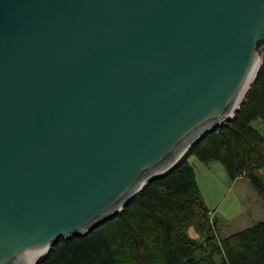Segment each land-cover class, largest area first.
Here are the masks:
<instances>
[{"label": "water", "instance_id": "95a60500", "mask_svg": "<svg viewBox=\"0 0 264 264\" xmlns=\"http://www.w3.org/2000/svg\"><path fill=\"white\" fill-rule=\"evenodd\" d=\"M263 50L264 0H0V264L121 211L233 117Z\"/></svg>", "mask_w": 264, "mask_h": 264}, {"label": "trees", "instance_id": "16d2710c", "mask_svg": "<svg viewBox=\"0 0 264 264\" xmlns=\"http://www.w3.org/2000/svg\"><path fill=\"white\" fill-rule=\"evenodd\" d=\"M254 121L261 123L255 126ZM221 161L264 195V50L258 72L232 118L189 147L169 170L83 236L59 238L35 264H264V220L221 238L188 156ZM194 227L201 237L187 234Z\"/></svg>", "mask_w": 264, "mask_h": 264}, {"label": "rangeland", "instance_id": "374dc122", "mask_svg": "<svg viewBox=\"0 0 264 264\" xmlns=\"http://www.w3.org/2000/svg\"><path fill=\"white\" fill-rule=\"evenodd\" d=\"M260 127L261 123L254 121ZM194 167L197 184L207 206L213 210L215 229L224 238L264 220V195L258 192L245 176L232 179L219 160L202 162L194 155L188 156ZM264 181V168L256 172ZM194 238L201 237L194 227L187 229Z\"/></svg>", "mask_w": 264, "mask_h": 264}, {"label": "bare ground", "instance_id": "6f19581e", "mask_svg": "<svg viewBox=\"0 0 264 264\" xmlns=\"http://www.w3.org/2000/svg\"><path fill=\"white\" fill-rule=\"evenodd\" d=\"M31 261H32V259L29 262H31Z\"/></svg>", "mask_w": 264, "mask_h": 264}]
</instances>
